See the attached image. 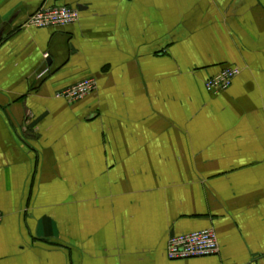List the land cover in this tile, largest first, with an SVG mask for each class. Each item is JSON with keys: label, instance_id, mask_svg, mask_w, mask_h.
<instances>
[{"label": "crops", "instance_id": "1", "mask_svg": "<svg viewBox=\"0 0 264 264\" xmlns=\"http://www.w3.org/2000/svg\"><path fill=\"white\" fill-rule=\"evenodd\" d=\"M0 215V264H264V0H0Z\"/></svg>", "mask_w": 264, "mask_h": 264}, {"label": "built area", "instance_id": "2", "mask_svg": "<svg viewBox=\"0 0 264 264\" xmlns=\"http://www.w3.org/2000/svg\"><path fill=\"white\" fill-rule=\"evenodd\" d=\"M78 18V9L71 6L40 7L29 16L27 24L35 28L65 26L75 23ZM47 71L48 68H45L39 75H43ZM238 73V67L225 66L218 73L207 77L204 80V87L209 93H222L229 88ZM95 89V80L86 78L56 92L55 96L64 98L68 103H73ZM219 250L220 246L215 230L207 228L170 236L167 240L166 255L169 260H179L216 255Z\"/></svg>", "mask_w": 264, "mask_h": 264}]
</instances>
